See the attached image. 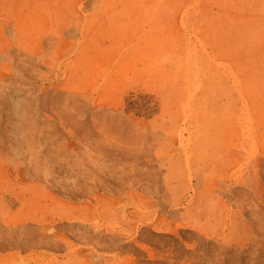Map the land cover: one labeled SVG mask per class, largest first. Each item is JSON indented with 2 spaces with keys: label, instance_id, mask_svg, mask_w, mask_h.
Wrapping results in <instances>:
<instances>
[{
  "label": "rangeland",
  "instance_id": "374dc122",
  "mask_svg": "<svg viewBox=\"0 0 264 264\" xmlns=\"http://www.w3.org/2000/svg\"><path fill=\"white\" fill-rule=\"evenodd\" d=\"M0 264H264V0H0Z\"/></svg>",
  "mask_w": 264,
  "mask_h": 264
}]
</instances>
